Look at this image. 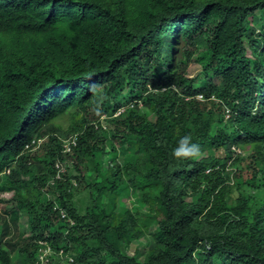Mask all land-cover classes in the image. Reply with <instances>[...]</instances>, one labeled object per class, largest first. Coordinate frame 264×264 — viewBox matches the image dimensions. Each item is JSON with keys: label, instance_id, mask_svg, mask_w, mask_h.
<instances>
[{"label": "trees", "instance_id": "1", "mask_svg": "<svg viewBox=\"0 0 264 264\" xmlns=\"http://www.w3.org/2000/svg\"><path fill=\"white\" fill-rule=\"evenodd\" d=\"M262 61L264 0H0V193L16 207L0 264H39L40 241L72 264H264ZM66 116L85 127L68 166L83 191L69 168L51 185L53 139L23 153ZM184 138L197 148L177 156Z\"/></svg>", "mask_w": 264, "mask_h": 264}, {"label": "rangeland", "instance_id": "2", "mask_svg": "<svg viewBox=\"0 0 264 264\" xmlns=\"http://www.w3.org/2000/svg\"><path fill=\"white\" fill-rule=\"evenodd\" d=\"M258 27V25H257ZM256 27V28H257ZM262 63H264V61H262ZM201 68L200 65L194 61L190 64L189 69L187 71V74L190 77H196V78H200L201 77ZM199 98V97H198ZM200 100H202V98H199ZM89 119H92L91 117H89ZM94 120V119H93ZM104 124L107 127H110V125L106 122V119L104 121ZM74 125L73 120L70 117H64L62 119H59L58 122L55 125V128L58 130L55 133L61 134L60 132H68V130L71 128V126ZM108 130H110V128H108ZM55 133H45L43 134V137H51L52 134ZM49 149L51 151V153H54L55 151V146L53 145V141L49 142ZM108 149H111L113 147H116L119 155L121 156H125L128 157L129 153L127 150H124V148H120L119 145L116 142H110L107 145ZM233 155L234 153H238L239 150L235 149V148H231L230 150ZM41 155V154H40ZM102 157V155H101ZM105 160V164L108 163V160ZM201 162H204V160H201ZM231 162L228 161L227 163V169L230 167ZM96 178V176H91L90 180L93 182L94 179ZM78 190L83 191V187H85V182L79 178L78 179ZM67 185H70V180L67 182ZM77 190V191H78ZM123 194V197H121V195ZM122 194L119 196V201H121V204L127 208H133L136 206V203H138V198L136 196H134V194L130 191V190H125L122 192ZM13 195V192H3L0 193V222L3 223L4 221L11 223V220L13 218V213H14V209H16L14 201L11 199V196ZM234 197H236L237 194H233ZM51 196L50 194H48V197ZM233 198V197H232ZM76 199L82 201V200H86L85 197L83 196L82 193H80L79 195L76 196ZM104 202H106V199L104 200ZM80 205L84 206V203L81 204V202H79ZM19 227L20 233L22 234H26L25 238L28 237V222H27V217L23 212H20L17 214V219H16V227ZM157 229V226L154 225L152 226V228L150 229V233L149 235H147L141 242L140 241H134L132 242L127 248H126V253L129 256L134 255V253L136 252V250L140 251L141 253V259L140 261L144 260L145 257V253L148 249L151 248V233L155 232ZM16 229L13 230L11 229V234H8L5 239L9 240V241H13V239L16 236ZM41 250V249H39ZM41 253V252H40ZM73 262V257H65L64 255H59V254H55L53 251L50 252H44V254H41L38 260L39 264H72Z\"/></svg>", "mask_w": 264, "mask_h": 264}, {"label": "clouds", "instance_id": "3", "mask_svg": "<svg viewBox=\"0 0 264 264\" xmlns=\"http://www.w3.org/2000/svg\"><path fill=\"white\" fill-rule=\"evenodd\" d=\"M198 97L202 98L201 96H198ZM124 108H125L124 106L119 108L114 116L119 115L124 110ZM84 128L81 131V133L80 132L70 133L71 132V128H70L68 130V132H62L61 131L60 132L61 134H58V133H55L58 131L57 130L54 132L55 134L51 135L50 138L49 137H43V134H45V133H42L38 137H33V139L24 146L23 153L30 154L33 152H37L39 154L44 143L46 141L53 139L52 141H53V145L55 146V151H54V153H51V151L49 153H46L45 158L43 159V161L49 159V160H51V163L53 162V168L55 170V177L51 181L52 182L51 185L54 184V186H55L57 183H60L61 182L60 180H62V174L65 173L66 168H69L71 171L74 172V173H72V177H71L72 179H70V186L76 189V187L78 186V179L81 178V176H80L81 174L79 172H76L75 170H73V168L71 169L68 166H69L70 160H73V158H74V154H75L77 147H78V144H79L80 134H82L84 132ZM196 148H197L196 145H192L191 147H188V138H184L181 141L180 148L177 149L175 154L177 156H180L181 154L188 155V154H191L192 152H194L196 150ZM108 151L110 152V150H108ZM59 154L63 157H66L68 162H67V160H64V161L60 160L58 158ZM106 155L107 154H103L102 157L100 156V160L101 159L103 160L104 166H106V165L110 166L109 165L110 160L108 159V157ZM104 158L106 160H108L107 164H105ZM118 161H119V159H118ZM10 166L11 165L7 166L4 169L2 175H6V176L10 175V173H11V167ZM47 169H49V167L45 168V170H47ZM45 170H43V171H45ZM89 170L93 171L92 169H89ZM55 181H59V182H55ZM47 196H48V194H47ZM49 198L53 199V196L51 195V196H49ZM60 216H61V219L64 218L65 214L63 213V211H60ZM39 245H41V247H42L40 250V252H41L40 255L44 254V252H49V254H50L51 249L47 245H45L44 242L40 241ZM40 255H39V257H40Z\"/></svg>", "mask_w": 264, "mask_h": 264}]
</instances>
